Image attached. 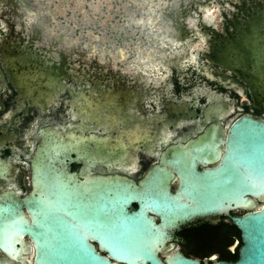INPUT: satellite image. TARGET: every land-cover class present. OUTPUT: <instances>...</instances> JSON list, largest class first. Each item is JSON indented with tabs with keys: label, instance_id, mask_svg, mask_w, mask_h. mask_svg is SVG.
<instances>
[{
	"label": "flooded vegetation",
	"instance_id": "flooded-vegetation-1",
	"mask_svg": "<svg viewBox=\"0 0 264 264\" xmlns=\"http://www.w3.org/2000/svg\"><path fill=\"white\" fill-rule=\"evenodd\" d=\"M184 1L183 23L139 24L131 37L123 28L101 54L30 36L14 0H0V264H33L15 208L30 224L37 202L43 217L52 205L86 218L104 216L112 189L142 192L131 209L164 200L166 188L206 184L195 175L222 167L234 123L264 122V0ZM244 212L181 226L160 255L236 259L231 216Z\"/></svg>",
	"mask_w": 264,
	"mask_h": 264
},
{
	"label": "water",
	"instance_id": "water-1",
	"mask_svg": "<svg viewBox=\"0 0 264 264\" xmlns=\"http://www.w3.org/2000/svg\"><path fill=\"white\" fill-rule=\"evenodd\" d=\"M97 1L84 0V10L76 12L61 0H14V7L30 36L52 45L57 40L63 45L75 44L78 50L88 42L94 52L103 54V46L98 44L104 39L123 37L125 31L131 37L139 24H174L175 6L181 10L186 6L184 0H105L101 6ZM61 5L65 15L56 13ZM127 10L133 15L128 17ZM162 33L155 30L153 35L162 38ZM229 133L222 167L195 175L196 181L206 184H192L175 193L166 188L160 196L164 200L150 195L131 209L142 192L134 186L112 189L104 216L94 211L86 218L58 216L52 205L43 217L37 202L32 222L23 220L30 228L23 232L33 242V264H264V122L246 117L234 123ZM231 209L245 210L231 216L240 231L236 259L201 261L178 250L160 255L164 242L181 226L207 214H228ZM152 212L161 214L159 223ZM14 213V221L20 220L16 208ZM14 228L17 231L15 224ZM90 238L96 239L106 254L100 253Z\"/></svg>",
	"mask_w": 264,
	"mask_h": 264
},
{
	"label": "rangeland",
	"instance_id": "rangeland-1",
	"mask_svg": "<svg viewBox=\"0 0 264 264\" xmlns=\"http://www.w3.org/2000/svg\"><path fill=\"white\" fill-rule=\"evenodd\" d=\"M61 1H66L69 5L68 8L71 10H78L81 11L82 9H84L83 7V2L84 0H61ZM93 2V1H92ZM103 3H105V0H98L97 4H99V6L103 5ZM91 4L89 3V6ZM184 5V4H183ZM178 6H175V11H174V18L176 20V23H178V25L180 23H183V21H185V16H186V10H185V5L183 7V9L181 10L180 8H177ZM96 8V7H95ZM84 21V20H83Z\"/></svg>",
	"mask_w": 264,
	"mask_h": 264
},
{
	"label": "snow or ice",
	"instance_id": "snow-or-ice-1",
	"mask_svg": "<svg viewBox=\"0 0 264 264\" xmlns=\"http://www.w3.org/2000/svg\"><path fill=\"white\" fill-rule=\"evenodd\" d=\"M13 223L17 226V231L18 232H23V231H29L30 230V228H28L25 225V222L23 221L22 217H21L20 220L14 221ZM98 228L99 227H97V229ZM109 239L112 241V237H109ZM6 241H7V230L6 229L0 230V244L5 243Z\"/></svg>",
	"mask_w": 264,
	"mask_h": 264
},
{
	"label": "crops",
	"instance_id": "crops-1",
	"mask_svg": "<svg viewBox=\"0 0 264 264\" xmlns=\"http://www.w3.org/2000/svg\"><path fill=\"white\" fill-rule=\"evenodd\" d=\"M62 2V1H61ZM56 13H59V14H62V15H65V8L63 7V5H61L60 7H56ZM75 10V12H76V9H74ZM82 10H84V9H82ZM96 19V18H95ZM84 21H85V19H84Z\"/></svg>",
	"mask_w": 264,
	"mask_h": 264
},
{
	"label": "bare ground",
	"instance_id": "bare-ground-1",
	"mask_svg": "<svg viewBox=\"0 0 264 264\" xmlns=\"http://www.w3.org/2000/svg\"><path fill=\"white\" fill-rule=\"evenodd\" d=\"M92 3V2H91ZM133 15V13L131 12V11H129V10H127V16L129 17V16H132ZM82 23V22H81ZM84 23V22H83ZM153 24V23H152ZM152 24H150V25H152ZM143 26V25H142ZM169 27V26H168ZM143 28V27H142ZM147 28V27H146ZM153 28V27H152ZM151 28V29H152ZM160 28V27H159ZM154 30V29H153ZM146 32H148V31H146ZM172 41V40H171ZM73 45V44H72ZM85 46V45H84ZM84 48V47H83ZM93 50V49H92ZM86 51H87V49H86ZM98 53V52H97Z\"/></svg>",
	"mask_w": 264,
	"mask_h": 264
},
{
	"label": "trees",
	"instance_id": "trees-1",
	"mask_svg": "<svg viewBox=\"0 0 264 264\" xmlns=\"http://www.w3.org/2000/svg\"><path fill=\"white\" fill-rule=\"evenodd\" d=\"M238 256V254L234 255L233 258H236Z\"/></svg>",
	"mask_w": 264,
	"mask_h": 264
}]
</instances>
